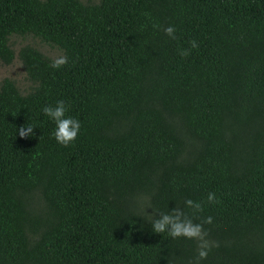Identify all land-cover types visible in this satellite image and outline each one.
Here are the masks:
<instances>
[{
	"label": "trees",
	"instance_id": "1",
	"mask_svg": "<svg viewBox=\"0 0 264 264\" xmlns=\"http://www.w3.org/2000/svg\"><path fill=\"white\" fill-rule=\"evenodd\" d=\"M13 34L66 63L23 45L31 88L0 81V264H197L199 241L151 231L173 209L206 233L198 264H264V0H0L5 64Z\"/></svg>",
	"mask_w": 264,
	"mask_h": 264
},
{
	"label": "clouds",
	"instance_id": "2",
	"mask_svg": "<svg viewBox=\"0 0 264 264\" xmlns=\"http://www.w3.org/2000/svg\"><path fill=\"white\" fill-rule=\"evenodd\" d=\"M164 33L172 39H175V28L172 25H168L163 28ZM191 48H196L195 41L190 42ZM188 54V49L180 50V55L185 56ZM66 63V57H59L53 61L51 67L59 68ZM41 111L51 121L54 122L55 127L52 130L51 135L55 138L56 142L62 146H66L74 141L79 130L80 121L73 116L66 115L67 107L63 100H57L54 105H46ZM34 126L29 124L28 126H21L18 128L17 134L21 138H28L35 135L33 132ZM207 201L214 202V193L209 192L207 194ZM186 207H190L194 211L201 209L199 202H194L191 199L184 201ZM211 217H206L204 223H210ZM151 231L155 234L166 233L172 238L183 236L186 239H196L199 241L197 252V264L199 260L207 256L209 245L205 240L206 233L202 231L201 224L193 223V220L186 216L180 209H173L170 212L161 213L151 221Z\"/></svg>",
	"mask_w": 264,
	"mask_h": 264
},
{
	"label": "rangeland",
	"instance_id": "3",
	"mask_svg": "<svg viewBox=\"0 0 264 264\" xmlns=\"http://www.w3.org/2000/svg\"><path fill=\"white\" fill-rule=\"evenodd\" d=\"M10 43L14 51V58L9 64H5L0 60V81L4 77L12 79L18 86L20 91L23 93L28 91L33 83L27 77L25 70L22 68L21 61L17 55L20 47H22L23 45L34 46L38 48L41 52H43L46 56L54 60L62 56V50L59 49L57 46L43 42L39 38L29 34H13L10 36Z\"/></svg>",
	"mask_w": 264,
	"mask_h": 264
}]
</instances>
